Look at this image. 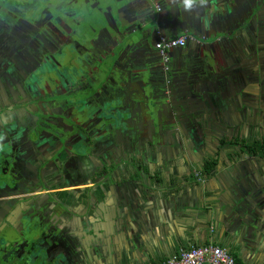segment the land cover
Listing matches in <instances>:
<instances>
[{
	"label": "flooded vegetation",
	"instance_id": "1",
	"mask_svg": "<svg viewBox=\"0 0 264 264\" xmlns=\"http://www.w3.org/2000/svg\"><path fill=\"white\" fill-rule=\"evenodd\" d=\"M113 1L0 0L1 193L11 200L15 209L22 211L21 221L27 232L6 253L12 264H57L59 253L66 250L70 253L67 244L72 246L74 235L65 225L77 224L78 211L85 207L75 201L67 203L66 198L93 196L99 187L107 194L109 189L105 184L115 159L112 154L118 153L114 151L117 147L124 150L119 151L123 155L126 153L130 138L121 132L114 135L112 121L104 123L113 114L108 108L113 101H117L115 110L120 109L114 91L118 95H133L122 72L125 53L118 58L114 56L126 48L121 41L120 23L125 24L132 17L127 13L120 19ZM259 4V0H236L235 15L232 13L228 20L231 29L246 20L247 32L261 34L264 3ZM155 8L154 12L161 15L164 6L156 3ZM235 18L236 23H232ZM148 29L138 34H144V51L155 62L156 92L161 97L171 95L176 82L188 75L196 76L193 83L198 81L199 74L203 78L211 75L213 81L222 77L220 69L225 58L217 53L218 47L213 48L212 56L222 62L218 61V71L212 72L214 76L208 73V67L197 72L191 70L194 67L191 63L171 62V54L183 48L172 50L166 61L155 49L159 35L174 38L175 31L162 26ZM222 39L233 46L243 43L251 52L252 58L247 59L250 63L243 65L240 56L231 57L234 61L237 58L235 62L241 65L240 77L238 74L234 77L237 80L242 77L241 84L247 86L242 94L250 92L256 103L263 104L264 41L246 34L236 40ZM256 50L260 56L254 55ZM144 51L136 54L140 66ZM227 73L225 70L223 75ZM119 75L122 85L116 82ZM141 76L135 80L138 86L142 84ZM207 88L210 85L199 94L212 92ZM133 93L139 95L137 91ZM199 118L198 114L195 121ZM191 126L186 121L180 130L194 128ZM169 128L165 137H161L151 127L153 137L144 136L133 146L146 145L149 138L158 144L165 138L168 143H176L174 125ZM226 140L222 139L220 144L237 141L234 137ZM160 152L171 156L165 149ZM195 173L203 178L202 172ZM98 179L101 185L97 184Z\"/></svg>",
	"mask_w": 264,
	"mask_h": 264
},
{
	"label": "crops",
	"instance_id": "2",
	"mask_svg": "<svg viewBox=\"0 0 264 264\" xmlns=\"http://www.w3.org/2000/svg\"><path fill=\"white\" fill-rule=\"evenodd\" d=\"M160 14L166 17L164 10ZM189 26L193 28L185 27ZM185 30L176 27L175 32L180 31L176 36ZM193 31L206 36L199 28ZM263 32H255L252 38L264 41ZM213 34L209 38L220 42L216 51L225 62L220 79L213 81L211 75L204 78L211 87L207 91L212 92L201 94L204 111L199 119L204 124L202 135L189 145L191 158L187 163L171 159L160 152L167 150L166 146L148 144L137 147L133 157L128 146L124 155L118 152L110 165L112 172L116 171L105 184L109 189L107 203L101 205L106 243L96 248L91 234L103 223L101 214L86 223L81 217L84 210L79 209L78 223L65 225L74 235L67 264H162L179 250L209 245L226 249L237 264H264V103H256L250 92L242 94L247 86L241 84L242 77H234H240L241 65L231 57L243 55V43L228 45ZM208 42L189 37L180 52L171 54V62L191 63L197 72L208 67L212 74L208 56L215 52ZM254 53L260 56L257 50ZM225 70L229 73L224 76ZM195 126L193 122L191 127ZM238 134L237 142L242 141L246 151L236 143L220 144ZM212 160L216 168L203 175L200 183L194 173ZM135 167L141 174L136 180L129 176ZM133 180L136 183L132 185Z\"/></svg>",
	"mask_w": 264,
	"mask_h": 264
},
{
	"label": "water",
	"instance_id": "3",
	"mask_svg": "<svg viewBox=\"0 0 264 264\" xmlns=\"http://www.w3.org/2000/svg\"><path fill=\"white\" fill-rule=\"evenodd\" d=\"M259 1V6H261L264 0ZM113 2L116 7L115 13L119 18L120 16L126 17L125 15L127 13H129L127 14L128 17L130 15L132 17L131 20L127 21L125 24L121 20L120 26L123 29L122 32L120 31L121 41L125 43L124 45H126V48L124 50L120 49L118 52L114 53V56L118 58L125 53V64L122 72L126 75L127 83L130 87L129 89H132L133 95H130V97L127 95H118L117 90L114 91V98L119 101L118 106L120 109L115 110L117 101H113L112 105L108 107L110 111L112 110L113 114L109 119L105 120L104 123L112 121L111 129L113 134L121 132L122 136L130 138L128 140V147L131 150L133 149V151H131V157L136 156V151L139 149L137 147H141V145L133 146L136 140L144 136L148 137V135L153 137V135L150 134L151 127L155 132H158L161 137H165L167 130L171 129L169 127L174 125V133L177 136L176 143H168L166 138V142H160V144H158L157 141H151L150 138L147 142L149 145L158 147L166 146L169 153L173 150V155L170 156L171 159L178 158L187 163L191 158V153H189L191 149L189 148V145H191L190 143H193L194 139H199L198 137L202 135L201 129L203 128L204 122L201 119H197L195 122V119L196 116H198V114L201 115L202 112L201 102L204 95L199 94V91L206 89V80L201 74L197 75L198 81L194 83L192 80H196V76L193 78H191L190 75L185 78L180 77L181 79L176 82L172 94L163 95L161 97V93L156 92L155 82L157 79L155 78V62L151 55L147 51H144L146 50L145 43L143 42L144 34H142V32L140 34L138 33L144 29H148L149 26L160 28L162 24H165L166 27H164V29L173 31H175L176 27L183 30L188 29L182 32V35H186L192 39L197 37L203 38V40L209 41V46L214 48L219 46L220 42L217 40L211 42L213 38H209L211 33H214L212 36L221 37L220 39L224 37L230 40H236L244 34L250 35L252 38V33L246 31L249 24L244 20L239 27L231 29L228 20L230 21V16L234 13L236 0H192L190 5L185 4V0H173V2L170 0H114ZM156 3L164 6L166 17L154 12V10H156ZM120 4H122V6H120ZM165 9L170 10L165 11ZM148 18L150 20H148ZM232 23H236V18ZM186 25H191L194 29H201L206 36L200 37L199 34L193 31L192 27H185ZM144 33L147 32L144 31ZM178 34H180V31L175 32L174 35L176 36ZM241 50H246L243 55H240V64L243 65L245 62H248V58H252V55L247 54L249 49H247L245 44H242ZM139 51H144L141 57L143 66H140L138 57L136 56ZM208 58L210 59L208 63H211L210 70L212 71L213 69V71H216L217 64H220L218 61L222 62L223 57H221L222 59L220 60L218 57L216 58V56L209 55ZM117 74H119V72H117ZM139 75H142L140 79L142 84L140 86L137 85V82L135 83ZM116 80L119 85H122L121 75L117 76ZM134 91H137L139 95L135 96L133 93ZM186 121L190 123L194 122L197 126L182 132L180 130L181 124ZM105 130H107V128H105ZM169 148H172V150ZM121 149L117 147L114 151L119 152ZM73 152H77V150L73 149ZM117 154L118 153H115L114 155L113 152L112 156L116 158ZM114 172H112L111 169L110 177ZM129 176L135 180L139 177L141 178V174L136 167L130 170ZM135 180L132 181V185L136 183ZM99 181L98 179L97 184H99ZM1 190L2 187L0 184V264H12L13 262L10 256H6V253L10 250L15 241L26 236L27 232L23 226V221H21V219H24L22 211L15 209L13 204H11V200H8V198L1 193ZM107 198L108 195L105 191L101 190V187H99V191L93 196H69L66 198L67 203L68 201H75L79 203H77L78 205L85 207L84 214H82L81 217H85L86 220H84V222L86 223L89 221L90 217L95 219L98 213L101 214L103 223H101L97 232H91L93 238L96 239L94 240V242H96V248L106 243L105 238L107 232L104 227L106 219L103 216L104 211L101 205L107 203ZM89 224H91V222H89ZM73 245V242L72 246L67 244V247L71 250L70 253L66 250L58 254L59 260L57 264L68 263V258L70 254L73 253Z\"/></svg>",
	"mask_w": 264,
	"mask_h": 264
},
{
	"label": "built area",
	"instance_id": "4",
	"mask_svg": "<svg viewBox=\"0 0 264 264\" xmlns=\"http://www.w3.org/2000/svg\"><path fill=\"white\" fill-rule=\"evenodd\" d=\"M186 41L187 37L185 35L174 38L159 35L155 43V49L166 61L168 54L172 50L184 48ZM194 177L200 183L204 182L199 173H194ZM162 264H237V262L226 249L209 245L179 250Z\"/></svg>",
	"mask_w": 264,
	"mask_h": 264
},
{
	"label": "trees",
	"instance_id": "5",
	"mask_svg": "<svg viewBox=\"0 0 264 264\" xmlns=\"http://www.w3.org/2000/svg\"><path fill=\"white\" fill-rule=\"evenodd\" d=\"M216 166V163L215 161H211V162H206L204 165H203V168H202V174L203 175H208Z\"/></svg>",
	"mask_w": 264,
	"mask_h": 264
},
{
	"label": "rangeland",
	"instance_id": "6",
	"mask_svg": "<svg viewBox=\"0 0 264 264\" xmlns=\"http://www.w3.org/2000/svg\"><path fill=\"white\" fill-rule=\"evenodd\" d=\"M229 137H232V136H229ZM234 139L237 140V141H239V140H240V136H239V134H238L237 138L234 137ZM226 141H233V140H226ZM237 141H234V143H236L237 146L241 148V147H242V141H240V142H237ZM241 149H244V148L242 147ZM244 150H245V149H244ZM245 151H246V150H245Z\"/></svg>",
	"mask_w": 264,
	"mask_h": 264
},
{
	"label": "clouds",
	"instance_id": "7",
	"mask_svg": "<svg viewBox=\"0 0 264 264\" xmlns=\"http://www.w3.org/2000/svg\"><path fill=\"white\" fill-rule=\"evenodd\" d=\"M192 3V0H185V4L190 5Z\"/></svg>",
	"mask_w": 264,
	"mask_h": 264
}]
</instances>
